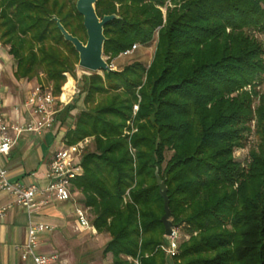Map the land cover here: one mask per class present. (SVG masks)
<instances>
[{
    "label": "trees",
    "instance_id": "trees-1",
    "mask_svg": "<svg viewBox=\"0 0 264 264\" xmlns=\"http://www.w3.org/2000/svg\"><path fill=\"white\" fill-rule=\"evenodd\" d=\"M76 2L0 0L14 80L57 97L63 88V100L78 54L53 18L85 44ZM95 11L117 16L104 27V57L155 43L148 65L84 77L73 124L72 104L56 114L65 145L93 140L71 192L109 238L102 254L169 264L158 171L178 234L173 264H264V0H98Z\"/></svg>",
    "mask_w": 264,
    "mask_h": 264
},
{
    "label": "built area",
    "instance_id": "built-area-1",
    "mask_svg": "<svg viewBox=\"0 0 264 264\" xmlns=\"http://www.w3.org/2000/svg\"><path fill=\"white\" fill-rule=\"evenodd\" d=\"M137 50V45L123 52L120 57H129ZM7 59L0 52V66ZM112 69L114 65H109ZM73 82V79H71ZM4 84L0 78V157H7L22 134H33L41 137L51 131L56 124V114L59 110L72 102L75 95V86L72 85L70 93L62 100L63 88L60 96H55L49 87L30 88L22 104L10 105L3 95ZM137 111V106L133 108ZM90 138L67 146L64 145L56 151L50 159L48 166V183L44 189L35 185L25 186L13 183L8 179V172L0 165V192L5 193L9 202L0 206V219L4 218L15 205L28 215L36 213L48 206L50 201L74 204V215L77 229L81 233H98L92 225L87 212L78 204L71 192L72 181L83 175L81 160L86 153ZM53 228L43 224H30L27 230V239L18 249L23 261L29 260L31 264H61L60 256L56 253L42 254L37 251L40 236L52 232ZM167 243L162 249L169 259L178 254V234L173 230V236L166 238Z\"/></svg>",
    "mask_w": 264,
    "mask_h": 264
},
{
    "label": "crops",
    "instance_id": "crops-1",
    "mask_svg": "<svg viewBox=\"0 0 264 264\" xmlns=\"http://www.w3.org/2000/svg\"><path fill=\"white\" fill-rule=\"evenodd\" d=\"M3 63L5 64L4 61ZM5 71L3 67L0 69V78L5 87L3 95L10 105L22 104L28 92L27 87H22L24 80H12V86H9L3 79ZM9 75L11 76L12 73ZM70 84L72 82L68 85ZM30 88L28 86V90ZM63 128L66 129V126L56 122L54 128L42 134L41 137L33 134H22L9 155L5 158L0 157V165L7 170L8 179L13 183L25 186L32 184L41 190L44 189L48 183L47 175L51 156L65 145V133L61 132ZM30 136L35 137V140L31 141ZM56 138L59 140L60 147L50 151L49 143ZM8 202L9 199L6 194L0 192V206ZM72 205V203L50 201L48 206L31 215L14 205L7 215L0 219V264H31L29 260L23 261L21 259V252L18 249L27 239V230L30 224H43L53 228L52 232L40 236L37 249L39 253H56L60 256L61 264H72L68 247L66 244H60V242H67L62 236L68 230L71 229L75 234L81 233L77 229Z\"/></svg>",
    "mask_w": 264,
    "mask_h": 264
},
{
    "label": "rangeland",
    "instance_id": "rangeland-1",
    "mask_svg": "<svg viewBox=\"0 0 264 264\" xmlns=\"http://www.w3.org/2000/svg\"><path fill=\"white\" fill-rule=\"evenodd\" d=\"M163 14H165V10H162ZM156 37V35H155ZM137 45V50L129 57H114L111 58V56H106L104 57L105 61L107 59L111 60V64L114 65L116 70H120L122 69L124 66L134 62V61H139L145 65H148L150 63V61L152 60L153 54H154V50H155V43H150L147 46H140L138 44ZM0 52L1 54H3V56L8 60L7 63L3 64V69L6 70L3 73V79L5 81V83L9 86H12V80L13 77L12 75L10 76L9 73H12L13 71V61L11 59V57L8 55V47L4 46L1 42H0ZM0 66V69L2 68ZM90 72L84 71L82 69H80L78 67V64L75 66V71H74V75L75 77H73L72 74H65L66 78H67V83L71 82V79H73L72 85L75 86V95L72 99V102L70 104H72L73 109L70 112V117L67 121V125L73 124L74 122V118L83 110V96H79V89L81 86V81L83 80L84 77H88L90 76ZM99 76H103V73H98ZM38 81L40 85L43 86H47L45 84V81L43 79V77H38ZM65 84V85H66ZM64 85V86H65ZM28 86H30L31 88H35L37 87V82L36 80H32L30 82L28 81H23V85L22 87H27V91H28ZM63 86V87H64ZM134 111V110H133ZM66 125V126H67ZM62 133L66 132V129L63 128V130H61ZM31 141L35 140V137L30 136ZM90 145L87 149L86 152L91 151L92 148V142L93 140L90 139ZM256 144H257V139H256ZM50 147V151H54L56 149H58L60 147V143L59 140L56 138L54 140H52L49 143ZM255 145V139H253V143L251 141V144L249 145L248 149H246L244 152L240 153V155H238L239 158H245V161L248 160V151L252 148H254ZM256 148V147H255ZM170 155L166 156V159L169 158ZM76 199V195L74 196ZM74 207V204L72 205ZM177 231H179V236L180 239L183 240L184 236H185V230L183 227H180L179 229H177ZM65 240H67V242H60V244H66V246L68 247L69 250V257H70V261L72 264H80V263H85V264H111V260H110V256L106 255L104 256L102 254L103 249L105 247V245L108 243L109 239L106 235L102 234V235H97V236H93L91 233H73V231L70 229L67 231L66 234H64L62 236ZM61 238V237H60ZM59 253H61V251H59ZM169 264H173V261L171 259H169Z\"/></svg>",
    "mask_w": 264,
    "mask_h": 264
},
{
    "label": "water",
    "instance_id": "water-1",
    "mask_svg": "<svg viewBox=\"0 0 264 264\" xmlns=\"http://www.w3.org/2000/svg\"><path fill=\"white\" fill-rule=\"evenodd\" d=\"M98 0H77V13L83 18V27L86 31L87 41L82 43L79 39L69 34L60 21L54 17L57 29L64 41L71 44L78 54V67L90 73H111L113 70L103 57V48L106 38L104 36V27L117 19V16H104L100 19L95 11V4ZM156 184L159 190V196L163 200L164 214L160 223L164 228L165 238L173 236V224L171 222V212L169 209V198L167 196V187L161 180L159 172H155Z\"/></svg>",
    "mask_w": 264,
    "mask_h": 264
},
{
    "label": "bare ground",
    "instance_id": "bare-ground-1",
    "mask_svg": "<svg viewBox=\"0 0 264 264\" xmlns=\"http://www.w3.org/2000/svg\"><path fill=\"white\" fill-rule=\"evenodd\" d=\"M71 86H72V84L68 85L67 89L64 91L63 100H65L67 98V95L70 93Z\"/></svg>",
    "mask_w": 264,
    "mask_h": 264
}]
</instances>
